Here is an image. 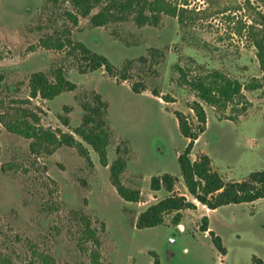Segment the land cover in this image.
Masks as SVG:
<instances>
[{"label":"rangeland","instance_id":"obj_1","mask_svg":"<svg viewBox=\"0 0 264 264\" xmlns=\"http://www.w3.org/2000/svg\"><path fill=\"white\" fill-rule=\"evenodd\" d=\"M108 2L81 16L67 1L0 0V117L34 113L43 127L81 140L73 130L82 103L99 94L110 133L103 166L84 141L91 163L67 145L34 152L30 139L0 123V264H45L39 253L54 264H91L94 249L99 264H264V197L214 210L195 200L180 175L177 156L188 139L175 115L195 122L190 105L199 99L188 83L195 75L218 69L242 82L259 76L247 30L264 15V0H173L184 8L183 21L161 15L156 25H138L132 13L112 7L107 23L94 26L90 16ZM77 42L106 56L114 73L86 69ZM57 68L75 89L53 99L30 97V75L43 71L53 80ZM136 83L140 92L132 89ZM243 94L223 110L201 102L206 126L190 152L191 160L207 154L230 181L264 170V90ZM117 158L125 161L121 182L139 190L138 202L121 198L110 181ZM165 172L176 177L172 193L195 208L181 210L177 225L169 212L162 224L137 228V216L171 194L150 187L151 177ZM204 215L225 255L200 229ZM87 225L97 244L86 237Z\"/></svg>","mask_w":264,"mask_h":264},{"label":"trees","instance_id":"obj_2","mask_svg":"<svg viewBox=\"0 0 264 264\" xmlns=\"http://www.w3.org/2000/svg\"><path fill=\"white\" fill-rule=\"evenodd\" d=\"M49 1L52 3L67 1L78 10L81 16H87L102 0ZM107 4V7L100 8L90 16V21L94 26L107 23L110 16H107L106 13H109L112 7L116 9L118 14L132 13L133 19L138 25H156L161 15L174 16L179 21H183L184 8L174 3L173 0H109ZM71 17L76 22V17L72 15ZM261 17V20L257 22L258 24H252L247 30L252 46L255 48L259 76H252L246 82H242L218 69L195 75L188 82L199 99L190 105L195 122H191L182 112H175L178 130L182 136L188 139L185 148L177 156L180 175L188 193L210 210L231 203L253 202L264 197V170H254L243 180L230 181L225 180L219 172L212 168L210 157L207 154H201L194 160L190 158L194 141L200 133L204 132L206 126V113L201 102L223 110L228 105L235 104L242 99L244 90H264V15ZM67 41L70 43L69 39ZM56 46L61 48L63 44L59 42ZM74 48L80 51L86 69L94 71L103 67L108 73H114L115 67L103 54L90 50L82 42H77ZM153 51L158 52L157 49ZM180 71L185 78L184 70L180 68ZM121 78H127L126 68H123ZM28 86L30 97L40 96L43 99H53L62 92L74 90L76 87L72 81L67 79L61 68L54 70L53 80H50L43 71L32 73L29 77ZM132 89L135 92L141 91V87L137 83L132 84ZM154 94L159 95L156 91ZM82 109V121L73 130L81 140L76 139L72 133L43 127L39 123V117L34 113L28 115L18 111L9 118L0 117V123H3L8 131L30 139V149L34 152L41 149L51 152L60 145H67L76 148L79 154L91 163L88 150L82 143L84 141L97 153L100 164L107 166V147L110 141L106 121L107 104L99 94H94L92 101L82 103ZM63 123L67 125L68 121L64 119ZM124 168L125 161L123 159L113 160L109 165L110 181L121 198L130 202H138L139 190L127 187L121 182L120 175ZM175 181L176 177L167 172L160 176L151 177V189H164L171 194L142 211L136 219L137 228L160 225L163 223L164 214L169 212L175 213L172 222L177 225L181 219V210L195 208L194 202L188 200L185 195L172 193ZM201 221L200 229L204 232L208 231L212 236L214 246L221 254L225 255L226 248L221 238L214 234L208 226V216H202ZM85 235L96 244L98 243L95 231L90 229L88 225ZM99 255L98 249L91 251V264H99ZM38 256L45 264H54L53 258L49 255L39 253ZM258 264H262V262L258 260Z\"/></svg>","mask_w":264,"mask_h":264}]
</instances>
